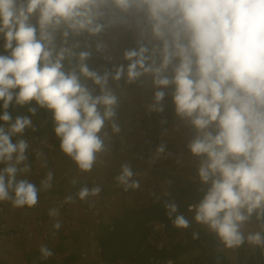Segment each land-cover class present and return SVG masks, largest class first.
Here are the masks:
<instances>
[{"label":"clouds","instance_id":"obj_1","mask_svg":"<svg viewBox=\"0 0 264 264\" xmlns=\"http://www.w3.org/2000/svg\"><path fill=\"white\" fill-rule=\"evenodd\" d=\"M116 26L137 33V47L123 52L127 66L90 69L93 45L97 53L108 49L93 38ZM0 35L7 53L0 54V202L32 208L39 191L52 187L51 171L39 189L26 178L31 146L24 134L36 131L31 117L39 109L51 113L62 153L90 172L110 150L106 129L121 132L110 81L151 77L156 90L148 111L163 113L170 94L175 115L194 133L186 147L200 198L189 205L192 220L174 201L164 202L174 227L189 229L194 221L224 249H264V0H0ZM82 36V49L79 40L69 46ZM33 102L31 116L13 121L10 106ZM164 152V145L156 149L157 156ZM115 181L126 192L140 188L127 162ZM101 191L83 186L77 196ZM48 214L55 219L59 209ZM60 227L56 220L53 228ZM39 252L40 259L53 255L46 245Z\"/></svg>","mask_w":264,"mask_h":264},{"label":"crops","instance_id":"obj_2","mask_svg":"<svg viewBox=\"0 0 264 264\" xmlns=\"http://www.w3.org/2000/svg\"><path fill=\"white\" fill-rule=\"evenodd\" d=\"M110 37H113L117 45L116 48L108 51L112 66L124 64L126 67L128 62L123 59V52L129 48H136L137 33L135 30L116 26L109 29L105 39L107 45ZM141 81L128 84L126 76L119 82L110 81V86L119 101L117 120L121 125V132L113 135L110 126L106 129L109 135L112 136L111 142L106 141L110 143V150L100 157L90 172H81L76 164L62 153L60 147L57 149V161L54 162L50 161L47 153L42 149L40 151L43 152L44 156L41 159H37L36 154L34 156L29 155L31 171L26 174V178L39 189L41 181L51 171L53 173L52 187L48 190L41 189L39 191L38 203L32 208H15L10 201L0 202V205L4 208L3 218L10 227H15L22 221H32L41 213H48V206L52 199H65L66 196L71 195L75 202L70 205L73 209H78L76 193L83 186L96 183L106 193L117 190L120 186L117 185L115 177L120 174L123 163L127 162L131 167L149 168L155 161L154 153L149 149L147 142L149 132H154L157 138L162 141L173 139V162L163 168L162 176L172 179V175L179 174L184 178L196 180L195 158L190 155L186 147L190 138L186 135H179L175 131H167L164 119L153 118L143 127L141 122L140 125H137L136 120L140 119L142 121L145 112L148 114L156 113L148 111V105L153 100L148 101L146 111L141 113V104L145 99V92L156 90L152 87L151 77H142ZM180 122L185 129L189 128L182 121ZM13 139L15 141L16 138ZM113 140L116 141L113 142ZM124 143L129 148H126ZM44 160L47 161V167L41 166ZM0 167H3V165H0ZM73 180L77 182L74 184ZM165 192L166 190L159 191L155 199ZM149 201L148 198L143 196L129 195L119 198L114 205L115 208L96 211L87 218H81L80 216L79 218L69 219L60 231H56L50 223H46L43 227L32 230L33 236L30 239L17 241L0 237V264H37L41 260L39 252L41 245H46L52 250L53 255L51 258L60 259L62 255H68L69 253L79 255L82 246L89 241L88 229H100L102 223L109 221L112 215L117 214L126 206L143 205ZM202 229L206 231L203 227ZM218 251L223 252L232 264H240V262L241 264H248L255 248L247 244L239 250L224 249L223 246H220ZM188 252H190V255L187 257L181 258L185 252L180 254L178 256L179 260H187L201 254L200 248ZM77 264H81L80 260Z\"/></svg>","mask_w":264,"mask_h":264},{"label":"trees","instance_id":"obj_3","mask_svg":"<svg viewBox=\"0 0 264 264\" xmlns=\"http://www.w3.org/2000/svg\"><path fill=\"white\" fill-rule=\"evenodd\" d=\"M108 32L109 30L102 34L101 37L93 39H101L105 42ZM76 40L80 41L82 49L86 38L83 36L74 39L70 38L68 42L69 46L74 44ZM135 46L137 47L136 44ZM92 53L91 58L87 61L90 69L102 72L105 68H113L111 59L106 58L109 57L108 49L104 53H97L93 45ZM5 54L7 53L5 52ZM88 83L91 85L90 81ZM167 91L170 93L171 89ZM165 100L167 102L164 103L165 110L163 113L156 112L148 114L145 112L143 114L141 121L142 127L153 118L164 119L165 124L173 121L175 110L171 101V95L166 96ZM33 106H35V102L25 106H16L13 104L8 111L14 121L18 116H31L28 108ZM2 114L3 108L2 102H0V115ZM31 118L36 131L33 132L32 129H28L25 134H33L39 139L49 137L59 147L60 141L54 134L51 113L39 109L37 114ZM0 124H3V122L0 121ZM5 127L7 126L5 125ZM149 140L150 138H148ZM171 178V184L166 189V192L161 196H157L154 202L149 201L143 205L126 206L119 213L112 215L109 221L100 225L98 240L102 246L104 258L106 260L123 259L126 261V264H150L151 258L163 259L170 256L178 257L184 252L201 247L203 248V253L197 257V264H232L223 252L218 251V248L222 245L219 244L215 236L203 229L199 232L198 239H192L188 245L176 247L171 252L158 250L147 243V236L149 234L147 227L148 221L153 218L161 221L170 220L164 207L165 201H174L178 206V213H180L185 210L189 202H197L200 198L199 185L196 180L184 178L179 174L172 175ZM201 242H204V245H201ZM79 260L80 255L69 253L68 255H62L60 259L51 257L46 260L41 259L37 264H77ZM248 264H264V249L255 248Z\"/></svg>","mask_w":264,"mask_h":264},{"label":"built area","instance_id":"obj_4","mask_svg":"<svg viewBox=\"0 0 264 264\" xmlns=\"http://www.w3.org/2000/svg\"><path fill=\"white\" fill-rule=\"evenodd\" d=\"M33 22H35L33 20ZM4 38L0 35V54H5L4 48ZM116 43L114 42L113 37L108 38V51L116 48ZM104 67V66H103ZM154 91H147L144 94V101L141 104V113L146 111L148 101L153 100ZM166 101V100H165ZM164 101V103H165ZM181 120L175 115L171 123L166 124L165 129L167 131H175L179 135H186L188 138H191L194 134L193 131L188 128L185 129L181 125ZM141 120L137 119V125H140ZM24 138L28 140L30 144L29 155L34 156L37 150H44L50 161H57V149L58 146L56 143L49 137L37 138L33 134H25ZM148 138L150 140L148 141ZM116 140H113L115 142ZM147 142L149 149L154 153L155 161L149 168L144 167H132V170L137 179L140 181V188L136 190L125 191L122 186L117 190L106 193L105 191L100 192L96 197H89L86 200H80L76 193V199L78 201V209H73L71 203H64L65 199H52L48 206V211L51 208L59 209V216L55 219L49 216L48 213H41L39 216L32 221H22L15 227H10L8 223L3 218L4 208L0 205V237L3 239H13L17 241H23L30 239L33 236L34 229H39L43 227L44 224L50 223L53 227V224L56 220H59L61 227L59 230H62L64 224L72 218H87L96 211H105L115 208L114 205L119 198H124L126 196H143L148 198L150 201L156 200V194L161 190H166L170 184L171 179L168 177H163V168L173 162V139L162 141L157 138V135L154 132H149L147 135ZM125 144V143H124ZM165 146V152L157 156L156 149L160 146ZM126 148H129L125 144ZM99 184H92L87 186L92 188ZM100 186V185H99ZM196 202L191 201L186 206L185 210L181 211L189 220H192L193 213L190 212L189 205ZM118 212V211H117ZM119 213V212H118ZM149 229V234L147 236V243L154 246L156 249L161 251H173L176 247H184L188 245L192 238L193 231L200 232L202 226L197 225L194 221L192 222V227L189 229H177L172 223V219L169 221H161L159 219H150L147 223ZM89 232V241L84 246H82L79 255L81 264H126V261L123 259L119 260H106L103 256V249L98 240L99 229L90 228ZM201 245H204V242H201ZM242 247L237 248V250L242 249ZM197 257H193L187 260H179L178 257L170 256L163 259L151 258L150 264H168L169 261L172 264H197Z\"/></svg>","mask_w":264,"mask_h":264},{"label":"rangeland","instance_id":"obj_5","mask_svg":"<svg viewBox=\"0 0 264 264\" xmlns=\"http://www.w3.org/2000/svg\"><path fill=\"white\" fill-rule=\"evenodd\" d=\"M200 250H201V254H200V255H202V253H203V248L200 247ZM189 255H190V252L187 251V252H185L184 254H182L181 258H183V257H187V256H189ZM200 255H199V256H200Z\"/></svg>","mask_w":264,"mask_h":264}]
</instances>
